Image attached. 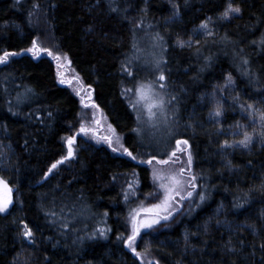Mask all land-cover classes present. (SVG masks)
<instances>
[{
	"label": "trees",
	"instance_id": "1",
	"mask_svg": "<svg viewBox=\"0 0 264 264\" xmlns=\"http://www.w3.org/2000/svg\"><path fill=\"white\" fill-rule=\"evenodd\" d=\"M230 2L242 11L222 19ZM112 7L118 11H109V0H0V55L19 53L0 64V178L13 200L0 213V264H264L260 126H250L249 148L221 147L236 141L229 130L249 117L248 104L264 110V0H113ZM204 22L211 35L200 28ZM145 38L159 47L160 70L137 57ZM34 39L53 55L26 51ZM56 56L74 71V83L91 91L136 160L77 137L74 158L44 177L66 155L64 140L77 132L80 115L77 96L57 78ZM161 70L165 99L178 97L169 106L178 109V123L168 151L154 154L131 107L134 93L124 90L156 81ZM228 75L232 84L223 87ZM216 102L219 118L210 115ZM177 139L189 142L196 192L169 220L141 233L137 258L123 243L129 214L152 202L153 190L149 165L139 161L167 159ZM24 224L31 243L21 235ZM105 227L106 238L96 232Z\"/></svg>",
	"mask_w": 264,
	"mask_h": 264
},
{
	"label": "snow or ice",
	"instance_id": "2",
	"mask_svg": "<svg viewBox=\"0 0 264 264\" xmlns=\"http://www.w3.org/2000/svg\"><path fill=\"white\" fill-rule=\"evenodd\" d=\"M19 2V0H17ZM113 0H109V11L110 12H117L118 9L116 7H112ZM55 7V5H53ZM38 8V5L33 4V11L29 12V17L31 18L33 15H35V10ZM174 9L178 8L174 4ZM242 9L240 6H233V4L230 2L224 9V11L221 13L222 19H228L231 17L232 14L239 15L241 13ZM211 18H209L210 20ZM31 24V19L29 21ZM139 27V25H136ZM200 28L203 29L207 35H211L212 33L208 31V24L207 22H204L200 25ZM91 27H89L88 31H91ZM154 39H162L157 36ZM180 47H184L186 42L185 41H178L177 42ZM253 43H256L253 41ZM260 46H264V38H262L259 41ZM26 51L32 53V55L38 56L41 52H47L48 55H53L51 51H49L47 48H42L38 45V42L36 39L32 41V46L28 48ZM19 55V53L15 52H8L5 51L3 55H0V64H6L9 61L10 57ZM56 59H60L59 56L55 57ZM66 58V57H65ZM157 70H160V64L161 61L157 60L156 62ZM249 61L247 59L242 60L243 65H247ZM123 71L127 72L128 75L132 76L133 73L129 71V69L122 65ZM245 75L251 76V73L248 71H245ZM166 80V76L164 75L163 71H160V75L158 76L156 81L144 84L141 83L135 89H125V93H134L135 100L131 102V107L134 111H137V120L138 122L141 121L142 112L140 111L141 107H143L144 111L147 112L148 120L161 121L164 126L168 129V135H173V131L171 128L172 124L178 123L176 121V115L178 109L175 107L169 108L170 105H172L173 101L178 102L177 96H171L169 99H165V97L168 95V93L165 90L166 85L163 82ZM60 83H65L64 80H61ZM156 83H159V89L160 91L157 92L154 88V85ZM232 84V77L231 75H228L226 77V84L223 87H228ZM32 90L30 88L25 89L26 93H30ZM77 95H81L79 91L76 93ZM91 96V93H89V97ZM238 99V97L236 98ZM81 103L84 105L85 108L89 107L87 103L84 102V99H81ZM95 107V105H92ZM246 109L248 111V115L250 118H253L254 121L259 122L260 126V132L258 133L261 146L264 147V110L261 109H254V106L252 104H248L246 106ZM49 117H51L52 113H48ZM210 115L214 118H219L222 115V105H220L219 102H216V105L213 109V111L210 113ZM155 126V125H153ZM241 126L238 124L237 128H240ZM90 131L89 128H87L84 123H81L80 126V132L87 135V133ZM133 131L137 132L139 135L140 129L136 128L133 129ZM255 131V129H254ZM113 135L115 130H112ZM74 137L67 138V145H68V154L65 157H62L60 160H57L56 162L52 163L51 166L48 168L47 172L44 173V177L47 178L49 174L53 172L54 169L58 167V165H61L65 162V160L73 157V148L72 145L74 143ZM103 139L108 143V146L112 149V151L115 152H121L122 154L127 155L128 157H131L132 160H136L137 157L132 154L128 150V148L124 147L123 144L120 142V138L116 137L115 141H113V138L111 136L103 137ZM115 143L116 146H113ZM253 143V135H250L247 131L243 133V139L239 141H234L231 144L226 140L223 145H221L222 148H229V147H243L248 148L250 144ZM189 142L186 139H177L176 140V147L168 156V159H156L155 156L148 159L147 161L140 160V163H147L148 165L153 164V160H155L156 164L158 165H171L173 166V171L165 173L161 169L153 168V181L156 182L158 187V192L150 193L149 195L152 197H157L160 193H162V199L159 203H156L152 205L151 208L144 209H132L129 216H130V224H131V234L128 235L127 239L123 241L126 248L130 249L137 258L141 257V252H138L136 250V242L137 237L141 236L142 230L147 229H153L154 226L160 224L161 220L167 221L173 216V210L175 207V202L177 197L179 198L180 202H183L185 200H190L193 198V194L196 192L197 189V175L192 171L193 168V155L191 151L189 150ZM180 153L181 155H178ZM182 156H186V159H183ZM229 166H230V162ZM133 184L129 183V188H132ZM261 191H264V183L260 186ZM12 189L8 186L7 182L3 180V178H0V213H6L9 210V206L13 203L12 200ZM199 195L200 201H204L206 196L204 192L196 193ZM125 199H127V194L125 195ZM141 212L150 213L151 215L147 218L141 219ZM164 213V214H162ZM51 215H55V213H51ZM106 216L107 213H104ZM219 223V221H217ZM67 227V225H65ZM248 227L252 228V225H249ZM206 230V229H205ZM254 230V229H253ZM110 231L107 227L105 228H98L96 232L101 237L106 238L107 232ZM21 235L24 240H27L29 243L32 242L33 232L31 229L28 228L27 224L23 225V231L21 232ZM121 234L117 237L118 240L122 238ZM187 239V238H186ZM231 242L229 241V244ZM226 250L228 252H235L236 249L232 247H228V245H225ZM260 249L262 254H264V244L260 245ZM149 248L146 246L144 249V252H148ZM262 259H264V255H262Z\"/></svg>",
	"mask_w": 264,
	"mask_h": 264
},
{
	"label": "rangeland",
	"instance_id": "3",
	"mask_svg": "<svg viewBox=\"0 0 264 264\" xmlns=\"http://www.w3.org/2000/svg\"><path fill=\"white\" fill-rule=\"evenodd\" d=\"M235 16H237V14H232L231 17L228 19H231ZM155 44L156 43L152 40H148L147 38L143 39V43H142L143 46L137 52V57H138V59H141L140 61H142V63L148 64V63H150V61H152V63L154 64L157 60H160V50H159V47ZM38 45L40 46L39 43H38ZM56 75H57L59 82L61 80L65 81V83H63V85L68 86V88L71 90V92L77 96V98L79 100V104H80L79 125H78L77 132L72 136L75 138L74 143L72 145L73 157H71L65 161H69V160H72L74 158L75 150H76L75 145H76V138L77 137L85 140L86 142L97 145V146L108 147L112 151V149L108 146V143L103 139V137L111 136L113 138V141H115V138L116 137L120 138V136L116 133V131L114 132V135H113V132H112L113 128L108 123L106 117L96 107L92 106V105H94L93 101H92V95L89 97V93H91V91H89L86 87H83L81 84L76 85L74 83L73 78L76 79L77 76L64 58H60V60L58 59V66H57ZM144 84H147V83H144ZM154 88L157 92L160 91L158 83H156L154 85ZM77 91H79L81 93V95H77L76 94ZM82 98L84 99V102L89 105V107H87V108L84 107V105L81 103ZM133 100H135V95L133 97ZM140 111L143 114L141 117V121H139V124L141 125V133L143 135V139H144L145 144L148 146V151H150V153H154V154L155 153L156 154L157 153H160V154L166 153V151H168V149L170 148V144H171V142H173L172 140H173V137L176 133L174 124L171 125L173 135L170 136V135H168V129L164 126V124L161 121L156 120V121L150 122L148 120L147 112L144 111L143 107H141ZM81 123H84V125L90 129V131L87 133V135L80 132ZM238 124L241 126L240 128H237ZM254 124L259 125V122L254 121V119H252L248 116H243V119L237 121L236 123H234L231 126L229 132L232 136H234L236 138V141H239V140L243 139V133L245 131H247L250 135H252L250 126H253ZM153 125H155V126H153ZM66 141H67V138H65V140H64L66 151H67L65 156H67V154H68V145H67ZM120 142L122 144L121 138H120ZM254 142H255V138L253 136V143ZM252 144H250L249 147ZM113 146H116L115 143ZM175 147H176V143H175L174 148L171 151H173L175 149ZM237 147H239V146H237ZM240 148L247 149V148H243V147H240ZM116 153H122V150H121V152H116ZM178 155H181V154L178 153ZM182 158L186 159V156H182ZM153 168L161 169L165 173H168V172H171L174 170L173 166H171V165H158V164H156L155 161H153V164L149 165L150 181H151L152 189H153L151 193H155V192L159 191L156 182L153 181V175H152ZM11 195H12V193H11ZM150 197L152 198V202L151 201L148 202L147 206L144 209L151 208L152 205L159 203L160 200L162 199V193H160L155 198L152 196H150ZM182 203L183 202H180L179 200H177V202H175V207H174L173 212L175 210H177L182 205ZM10 206H9V208H10ZM162 214H164V213H162ZM150 215H151L150 213L141 212L140 218L144 219ZM147 230H149V229H147ZM144 231H146V230H142L141 233Z\"/></svg>",
	"mask_w": 264,
	"mask_h": 264
}]
</instances>
